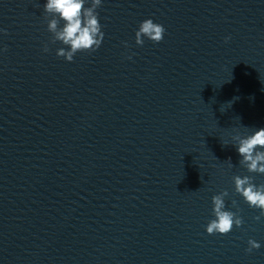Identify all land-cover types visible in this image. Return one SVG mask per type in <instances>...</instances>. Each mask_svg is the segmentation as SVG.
Returning <instances> with one entry per match:
<instances>
[{"label": "clouds", "instance_id": "clouds-1", "mask_svg": "<svg viewBox=\"0 0 264 264\" xmlns=\"http://www.w3.org/2000/svg\"><path fill=\"white\" fill-rule=\"evenodd\" d=\"M101 6L102 0H47L44 12L52 17L47 23V30L52 33L51 42H60L66 46L57 50V56L72 62L77 53H94L100 48L104 32L97 9ZM61 21H63L62 26ZM165 32L166 29L162 24L155 23L152 19H145L135 33V43L143 46L147 39L158 44L163 40ZM0 33L6 35L7 30L0 28ZM230 39L231 37H225V42ZM124 43L127 47V42ZM0 51H7V49H0ZM43 51H49L47 45ZM233 140L236 141L235 147L241 157L239 164L249 173L264 174V128L247 136L237 133ZM232 179L235 192L243 197L249 207L260 210L261 215L254 218L259 221L261 216H264V184L257 185L253 182L254 177L250 175H235ZM228 196V191L224 190L212 197L214 218L206 225L207 234L226 235L234 227L239 228L243 225V218L237 212L226 209L225 198ZM232 206L237 207L235 200L232 201ZM248 245L246 249L248 252L261 247V244L254 239H249Z\"/></svg>", "mask_w": 264, "mask_h": 264}]
</instances>
